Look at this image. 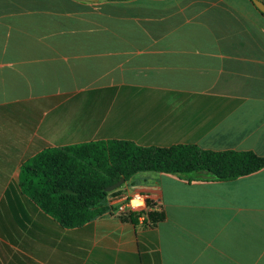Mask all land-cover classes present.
Here are the masks:
<instances>
[{"label":"crops","instance_id":"obj_1","mask_svg":"<svg viewBox=\"0 0 264 264\" xmlns=\"http://www.w3.org/2000/svg\"><path fill=\"white\" fill-rule=\"evenodd\" d=\"M98 140L264 156V13L253 0H0V264H264V168L139 172L120 190L149 192L155 221L109 208L64 228L23 193L27 160Z\"/></svg>","mask_w":264,"mask_h":264},{"label":"trees","instance_id":"obj_2","mask_svg":"<svg viewBox=\"0 0 264 264\" xmlns=\"http://www.w3.org/2000/svg\"><path fill=\"white\" fill-rule=\"evenodd\" d=\"M264 168L254 152H215L196 145L143 147L125 140H98L47 148L21 167L20 187L64 228L84 225L105 213L106 188L139 172L188 180L232 181ZM155 221L156 213L149 212ZM136 221V215H130Z\"/></svg>","mask_w":264,"mask_h":264},{"label":"built area","instance_id":"obj_3","mask_svg":"<svg viewBox=\"0 0 264 264\" xmlns=\"http://www.w3.org/2000/svg\"><path fill=\"white\" fill-rule=\"evenodd\" d=\"M150 197L151 194L149 192L119 189L109 195L107 205L117 214H137L141 221H149L150 204H152Z\"/></svg>","mask_w":264,"mask_h":264},{"label":"water","instance_id":"obj_4","mask_svg":"<svg viewBox=\"0 0 264 264\" xmlns=\"http://www.w3.org/2000/svg\"><path fill=\"white\" fill-rule=\"evenodd\" d=\"M82 1H89V2H96L98 0H82ZM254 4L257 6V8L264 13V4L260 2L259 0H253ZM125 184V179L122 178L115 184L109 186L106 188V192L111 193L115 190L120 189Z\"/></svg>","mask_w":264,"mask_h":264},{"label":"rangeland","instance_id":"obj_5","mask_svg":"<svg viewBox=\"0 0 264 264\" xmlns=\"http://www.w3.org/2000/svg\"><path fill=\"white\" fill-rule=\"evenodd\" d=\"M123 186H124V185H123ZM123 186H122V187H123Z\"/></svg>","mask_w":264,"mask_h":264}]
</instances>
